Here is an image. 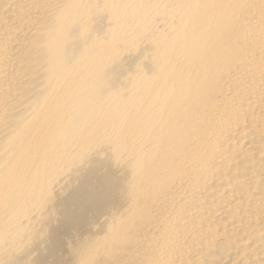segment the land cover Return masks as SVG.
Masks as SVG:
<instances>
[{"label":"bare ground","instance_id":"6f19581e","mask_svg":"<svg viewBox=\"0 0 264 264\" xmlns=\"http://www.w3.org/2000/svg\"><path fill=\"white\" fill-rule=\"evenodd\" d=\"M0 264H264V0H0Z\"/></svg>","mask_w":264,"mask_h":264}]
</instances>
